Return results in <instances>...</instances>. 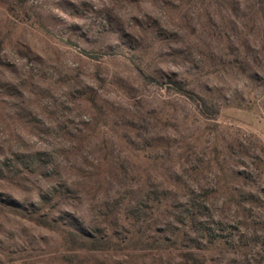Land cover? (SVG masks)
I'll return each mask as SVG.
<instances>
[{
    "label": "rangeland",
    "instance_id": "374dc122",
    "mask_svg": "<svg viewBox=\"0 0 264 264\" xmlns=\"http://www.w3.org/2000/svg\"><path fill=\"white\" fill-rule=\"evenodd\" d=\"M184 253L264 264V0H0V264Z\"/></svg>",
    "mask_w": 264,
    "mask_h": 264
},
{
    "label": "trees",
    "instance_id": "16d2710c",
    "mask_svg": "<svg viewBox=\"0 0 264 264\" xmlns=\"http://www.w3.org/2000/svg\"><path fill=\"white\" fill-rule=\"evenodd\" d=\"M169 86H170L169 88H172L174 91L181 93V94H184L187 91L185 90L183 84L176 80L172 81ZM197 219L198 217L196 216L195 213H190L189 215H187L186 221L189 222L191 226L195 227L194 228L195 232L198 231L202 239L205 238L207 242H210L211 244H215L219 242L220 238L217 237V234L215 233V231L213 232V230L210 229L209 225L201 221H198L199 222L198 226L195 225V223L197 222L196 221ZM76 226L77 227H74V228H78V229H75V230L79 231L81 227L78 224ZM75 230L71 231L70 235L72 234L74 236H77V232ZM73 238L74 237H70V240H72ZM78 238L80 242H82L84 245L88 244V246H91L89 247V250H100L99 245H98L99 240L94 234L90 235L89 232L87 233L81 232L80 236L78 235ZM201 256H202V260L206 259L204 253H202ZM182 260L185 262V264H204L203 262L198 261L199 259L192 258L190 254L183 255Z\"/></svg>",
    "mask_w": 264,
    "mask_h": 264
}]
</instances>
